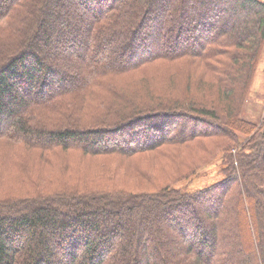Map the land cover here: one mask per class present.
<instances>
[{
    "label": "trees",
    "instance_id": "1",
    "mask_svg": "<svg viewBox=\"0 0 264 264\" xmlns=\"http://www.w3.org/2000/svg\"><path fill=\"white\" fill-rule=\"evenodd\" d=\"M263 48L261 0H0V264H264Z\"/></svg>",
    "mask_w": 264,
    "mask_h": 264
},
{
    "label": "rangeland",
    "instance_id": "2",
    "mask_svg": "<svg viewBox=\"0 0 264 264\" xmlns=\"http://www.w3.org/2000/svg\"><path fill=\"white\" fill-rule=\"evenodd\" d=\"M176 4H172L175 7ZM224 12L221 14V20L226 21L228 24L237 23L243 17L246 20H251V15L247 17L242 11L235 10L234 13L231 12L230 5H224ZM229 10V11H228ZM73 13V12H72ZM74 14V13H73ZM53 29L57 26V22L52 21ZM54 33V31H52ZM55 51H60V48H56ZM67 53V52H66ZM250 91L248 97L245 101L244 108L242 111V116L244 119L251 120L253 122H258L264 114V48L259 57V61L254 73L253 81L250 86ZM264 133V128L263 131ZM33 173L34 176L40 174H50L48 167L44 166L43 163L34 164ZM224 164L221 157H217L212 162L208 163L196 171L191 178L182 179L173 185V188H177L180 191L188 192L207 187L208 185L221 181L225 175L222 172ZM90 170H88V173ZM130 184V183H129Z\"/></svg>",
    "mask_w": 264,
    "mask_h": 264
},
{
    "label": "built area",
    "instance_id": "3",
    "mask_svg": "<svg viewBox=\"0 0 264 264\" xmlns=\"http://www.w3.org/2000/svg\"><path fill=\"white\" fill-rule=\"evenodd\" d=\"M262 2H264V0H261Z\"/></svg>",
    "mask_w": 264,
    "mask_h": 264
}]
</instances>
